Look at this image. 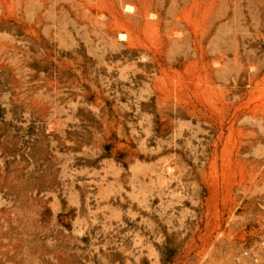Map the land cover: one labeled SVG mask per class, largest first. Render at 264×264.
<instances>
[{"label":"rangeland","instance_id":"rangeland-1","mask_svg":"<svg viewBox=\"0 0 264 264\" xmlns=\"http://www.w3.org/2000/svg\"><path fill=\"white\" fill-rule=\"evenodd\" d=\"M0 264H264V0H0Z\"/></svg>","mask_w":264,"mask_h":264}]
</instances>
